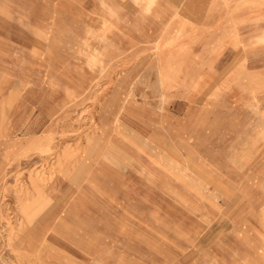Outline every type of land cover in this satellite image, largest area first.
<instances>
[{
	"label": "rangeland",
	"instance_id": "1",
	"mask_svg": "<svg viewBox=\"0 0 264 264\" xmlns=\"http://www.w3.org/2000/svg\"><path fill=\"white\" fill-rule=\"evenodd\" d=\"M0 264H264V0H0Z\"/></svg>",
	"mask_w": 264,
	"mask_h": 264
}]
</instances>
